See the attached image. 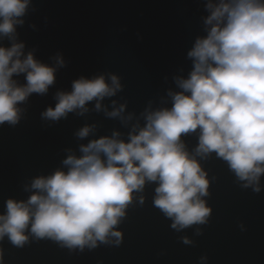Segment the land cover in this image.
<instances>
[{
	"label": "clouds",
	"instance_id": "clouds-1",
	"mask_svg": "<svg viewBox=\"0 0 264 264\" xmlns=\"http://www.w3.org/2000/svg\"><path fill=\"white\" fill-rule=\"evenodd\" d=\"M31 0H0V125L15 126L32 94L45 95L55 73L64 66L57 55L49 66L25 54L17 42V27L24 24ZM206 35L198 37L187 56L192 70L178 77L179 91H168L170 107L145 109L144 120L132 124L127 139L119 132L79 146V156L63 160L66 170L34 178L26 200L7 199L0 214V241L22 248L30 239L51 240L72 250L100 245L118 246L119 225L134 203L143 205L146 185H155L152 206L183 231L207 224L210 179L202 162L215 158L227 165L241 188L261 191L264 176V0H211L205 5ZM23 75L25 83L14 77ZM121 91L120 80L110 75L74 80L71 91H58L55 107L41 113L58 122L69 113L83 115L95 101L97 112L120 118L125 105L104 108L101 101ZM115 104V102H113ZM95 126L78 130L87 138ZM194 135L191 150L184 137ZM215 180V177L212 178ZM199 235V227L196 228ZM184 244H191L183 238ZM3 251L0 249V264ZM203 261V258H202Z\"/></svg>",
	"mask_w": 264,
	"mask_h": 264
},
{
	"label": "water",
	"instance_id": "water-1",
	"mask_svg": "<svg viewBox=\"0 0 264 264\" xmlns=\"http://www.w3.org/2000/svg\"><path fill=\"white\" fill-rule=\"evenodd\" d=\"M209 0H31L17 42L24 52L49 66L59 55L64 66L55 73L47 94H32L20 105L15 126L0 125V214L7 199L26 200L34 178L66 170L63 160L79 156V146L119 132L127 139L132 124L144 123L145 109L170 107L168 91H179L175 79L187 78L192 61L187 53L206 35ZM217 3L218 0H211ZM0 46L9 47L7 38ZM116 75L121 91L101 101L104 108L125 105L127 124L97 112L95 101L83 115L69 113L52 122L41 118L55 107L58 91L69 92L74 80ZM25 83L24 76L14 77ZM115 102V104H113ZM94 125L85 139L76 133ZM189 150L196 136L184 137ZM210 179L207 224L177 232L171 221L152 206L155 185H146L143 205L134 203L119 225L121 243L83 251L60 247L51 240H34L22 248L0 241L2 264H264V176L261 191L244 189L227 165L215 158L202 162ZM215 177V180L212 178ZM199 227L200 234H196ZM192 241L184 244L183 238ZM203 258V261H202Z\"/></svg>",
	"mask_w": 264,
	"mask_h": 264
}]
</instances>
